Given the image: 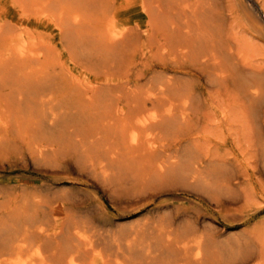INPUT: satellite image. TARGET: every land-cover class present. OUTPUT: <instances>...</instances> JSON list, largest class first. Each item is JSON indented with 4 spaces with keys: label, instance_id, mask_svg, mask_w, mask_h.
I'll return each mask as SVG.
<instances>
[{
    "label": "rangeland",
    "instance_id": "1",
    "mask_svg": "<svg viewBox=\"0 0 264 264\" xmlns=\"http://www.w3.org/2000/svg\"><path fill=\"white\" fill-rule=\"evenodd\" d=\"M133 1L0 0V241L12 218L45 219L43 227L51 235L60 231L53 229L57 225L69 222L68 216L72 217L71 222L81 216L82 219L94 217L103 230L116 228L114 231L140 228L146 221L158 220L160 216H180L186 223L200 224L205 232L213 229L221 246L233 251L240 248L253 251L251 260L238 261L241 264H264V0H216L221 42L232 50L222 56L228 59L230 69L237 72L229 82L218 79L217 70H207L208 75L199 74L194 67L176 71V61L181 59L173 53L165 56L156 49L147 57L149 63L153 59L166 66H153L148 78L164 73L190 80L196 87L201 109L188 124L181 126L184 146H192L202 161L198 181L169 177L163 182L151 179L148 184L133 176L130 169H125L126 173L114 170L113 176L106 178L100 169L88 167L85 158L75 152V139L67 132L82 129L90 112L77 113V105L72 103L66 109V104L78 101L84 89L79 87L80 79L108 85L101 74L111 57L102 42L107 29L111 26L117 30L126 26L134 29L149 20L142 11V3L132 5ZM24 28L25 39L30 44L37 43L34 48L38 54L21 64L14 49L21 43L20 33ZM141 68L142 65L138 70ZM180 71L183 75L177 73ZM130 80L134 84L135 77ZM123 82L125 79L116 81ZM50 90L55 92V100L42 106L38 100ZM49 106H55L60 114L54 125L50 122ZM60 140L72 144L69 151L60 149L56 154L40 155V145L57 144ZM216 170L217 180L207 176ZM215 181L220 182V188H215ZM146 186L149 190H144ZM90 232L91 235L95 230ZM36 250L37 246H30L21 256L0 257V263L7 260L5 264L16 261L40 264L38 258H32ZM89 257L87 264H104L97 253Z\"/></svg>",
    "mask_w": 264,
    "mask_h": 264
},
{
    "label": "bare ground",
    "instance_id": "2",
    "mask_svg": "<svg viewBox=\"0 0 264 264\" xmlns=\"http://www.w3.org/2000/svg\"><path fill=\"white\" fill-rule=\"evenodd\" d=\"M84 1L86 2V0ZM138 1L142 3V11L149 16L148 23L138 25L134 29L132 26H126L121 30H117L114 26L107 29L108 34L105 35L106 39H103L102 42L108 47L107 55H111V57L104 65L101 74L106 77L105 81L108 82V85H100L101 82L95 84L93 82L85 83L83 79L78 80L79 87L81 89L84 87V89L81 90L82 92L79 91L78 101L74 103V100H71V103H67L65 108H69L73 103L78 106L77 113L86 110L90 112V116L87 118L86 115L85 119L88 122L81 125L82 129L67 133H70L69 136L75 139V143H73L76 154L85 158L88 167L93 170L100 169L101 174L106 178L113 176L114 170H118L120 173L125 169H130L132 170L131 174L137 179L140 177L143 182H148L151 179L163 182L169 177L196 182L200 179L202 161L192 146H184V130L181 126V124H188L193 115L199 113L201 109L200 99L196 95V87L190 80L164 73H158L148 78V72L153 66L163 68L166 66L153 59L151 61L153 65H151L146 60L153 50L159 49L165 56L173 53L181 59L176 61V71L194 67L197 68L199 74L208 75L207 70H217L218 73H215V76L223 83L231 81L237 72H233V68L230 69L228 59L222 56L232 50L231 46L225 47L221 42L219 33L222 30H219V14H215L217 2L216 0H134L132 5ZM134 10L133 13H136ZM75 18L79 19V16ZM34 24L35 22H33ZM85 25L87 24L85 23ZM88 27L90 28V26ZM90 29H94V27ZM28 33L31 34L30 31ZM20 37L21 43L17 46L14 45L16 46L14 52L18 55L19 62L23 64L28 61V58L36 55L37 51L34 46L37 43L30 44L25 39L26 28L22 29ZM138 39L141 41L139 44L137 43ZM97 42L100 41L97 40ZM140 65L142 68L138 70ZM177 73L183 75L181 71ZM132 77H135L134 84L130 80ZM124 79L125 82L116 83L117 80ZM240 79L242 78L240 77ZM47 98H49L48 101H46ZM54 100L55 92L50 90L43 93L38 102L41 101L42 106H45L52 104ZM55 106H49L52 125L56 124L60 117ZM36 120L39 122V119ZM34 122L37 121L34 119ZM251 125L253 124L251 123ZM60 136L65 137L64 135ZM70 139L68 140L70 141ZM196 142L200 141L196 140ZM71 145L70 142L62 140L57 144L56 142H47L39 146V152L40 155L47 152L56 154L60 149H63L64 152L65 150L69 151ZM203 153L205 154V151ZM204 157L206 156L204 155ZM134 168H136L135 171ZM217 175L218 171L216 170L207 176L216 179ZM135 177L134 179H136ZM147 186L144 190L147 189ZM214 186L217 189L221 184L215 181ZM28 208L30 207L28 206ZM80 218L78 221L71 222L73 219L68 216L66 221L71 223L63 221L61 225L53 228L54 230L58 228L60 231H55L51 235H48L47 229L43 227L46 225L45 219L35 221L33 218H12V222L6 227L4 237L0 241V257L21 256L28 247L34 245L37 246V250L33 253L32 258H38L40 264H87L89 255L94 253H97L104 264H241L238 261H247L253 254V251L250 252L247 248L233 251L230 247L221 246L216 240L213 229L209 233L205 232L200 224L186 223L187 221L180 216H160L158 220L146 221L140 228L128 227L129 229H120L121 231H114L116 228L103 230L96 223V219H93L94 217L88 216L82 219L81 216ZM148 219L150 220V218ZM92 230H95V233L90 235ZM245 236L247 237V235ZM45 237L46 240H43ZM78 241L79 243L76 244ZM229 242L227 243L229 244ZM260 244L262 245L261 242ZM100 246H104V249L99 251ZM31 252L33 251L31 250ZM6 262L7 260L0 264ZM10 264L21 263L16 261Z\"/></svg>",
    "mask_w": 264,
    "mask_h": 264
}]
</instances>
